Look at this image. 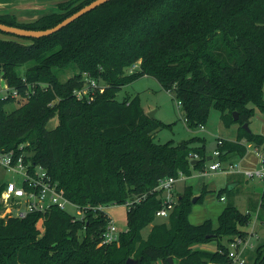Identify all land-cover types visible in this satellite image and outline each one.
Wrapping results in <instances>:
<instances>
[{
    "label": "trees",
    "instance_id": "obj_1",
    "mask_svg": "<svg viewBox=\"0 0 264 264\" xmlns=\"http://www.w3.org/2000/svg\"><path fill=\"white\" fill-rule=\"evenodd\" d=\"M93 1L60 3L56 13L30 23L0 14V23L47 30ZM24 40L0 39V78L23 101L8 111L17 99L0 97V149L43 166L85 212L83 219L56 207L23 219L0 217V264H169V258L230 264V244L246 240L251 211L231 203L217 226L210 219L194 225V187L187 186L169 224H157L163 194L149 193L166 177L204 171L206 140L157 143L156 134L171 125L150 118L139 95L122 102L114 95L152 76L181 103L189 128L206 126L212 109L226 128L239 126L236 142L218 141L221 162L244 157L248 144L264 149L263 135L243 129L257 111L264 113V0H111L50 36ZM68 70L72 75L62 80ZM89 79L105 82L104 91L79 99L75 92ZM55 117L57 126L47 129ZM196 142L202 145L193 148ZM146 193L127 211L118 242L102 244L110 219L98 207ZM258 212L264 222V191ZM248 264H264V244Z\"/></svg>",
    "mask_w": 264,
    "mask_h": 264
},
{
    "label": "rangeland",
    "instance_id": "obj_2",
    "mask_svg": "<svg viewBox=\"0 0 264 264\" xmlns=\"http://www.w3.org/2000/svg\"><path fill=\"white\" fill-rule=\"evenodd\" d=\"M0 39H14L27 43L24 38L2 31H0ZM72 73V70L66 71L65 74H62V80H65L71 76ZM127 73L129 72L127 71ZM97 82H99L101 86L105 84L103 81L97 80ZM136 95H139L141 106L147 115L149 112L155 111L156 119L160 120L164 124L171 125V128L163 129L156 134L155 141L157 143L173 141L175 144H179L194 137L204 138L206 140V155L211 157L213 156V153L219 148L218 139L232 138V128L229 129L224 126L221 119V113L216 109L211 110L208 122L204 128H189L185 121L183 110L178 104V101L174 98V94L164 90L159 82L152 76H143L133 83L122 87L120 91L115 93L114 99L122 102L124 100H130ZM2 96L3 93H0V97ZM16 99V102L9 104L6 107L8 111L16 109L20 104L23 103V101H21L19 98ZM57 124L58 118L55 117L50 120L47 125V129H54ZM251 129L253 130V133L256 134L264 133V113L257 111L256 115L252 119ZM201 145V142H196L192 145V147L197 148ZM256 157L258 158L257 155ZM256 157L248 159L249 163L252 165L245 167L252 169L255 168L256 166L253 164H255V161L257 160ZM241 160L242 159L239 156L232 154L228 157L226 162H223V166H227L230 163L239 164L237 162H241ZM211 164L212 161L207 160L204 171L196 173L194 172V174L188 179H186L185 176L184 179L176 183V187L178 191H181L186 185L192 184L194 186L193 198H199L202 194L207 192L203 201L194 205L192 214L190 215V221L194 225H199L210 219L214 222V225L217 226L218 217L228 204H234L241 212L246 213L249 211L251 208L249 207V197L246 194L245 189L248 186H260L258 194L253 195L255 206L250 210L252 214L251 223L249 226L244 228L245 231L249 232V237L240 247L242 258L245 259L246 263L248 264L255 257L257 248L264 244V227H262L260 223V217H263V215L262 213L259 214L258 212V206L261 198L260 194L262 193L261 191L264 187V184L258 182V180L249 179V181L245 182V184H240L241 186L238 192L232 193L231 191L227 190L231 177L222 171H212L210 169ZM9 182L19 183L20 177L16 175V173L10 172L6 168L0 167V189ZM220 191L221 194L226 197L225 201L220 200V197L218 196ZM2 204L3 197L1 193V207H3ZM66 211L75 217L81 216V214H79L77 209L73 206L67 205ZM127 211L128 207L124 204L118 205L117 207L112 206L106 212L109 217L113 218L114 223L120 232L125 231L127 228ZM169 221V217L155 218V223L157 224L168 225ZM150 229L151 226L143 231L144 237L147 236ZM202 247L208 251H212V247H214V245H204ZM230 264L237 263L231 262Z\"/></svg>",
    "mask_w": 264,
    "mask_h": 264
},
{
    "label": "built area",
    "instance_id": "obj_3",
    "mask_svg": "<svg viewBox=\"0 0 264 264\" xmlns=\"http://www.w3.org/2000/svg\"><path fill=\"white\" fill-rule=\"evenodd\" d=\"M139 64L132 66L133 69H138ZM131 70V72H132ZM0 93H3L4 98L12 95L14 98H18L19 94L16 90H10L6 82L0 78ZM100 88L101 92L104 91L103 86L96 80L89 79L86 86L75 92L79 99L92 100L96 90ZM181 106V103L178 102ZM204 128V127H201ZM222 140H219V144ZM258 151V150H257ZM220 152L216 150L213 153L214 160L210 169L212 171H222L225 174H242L249 179H259L264 181V152L258 151L261 165L255 169H245L240 164H228L223 166V162L219 160ZM27 155L25 153L17 154L15 150L0 149V167L6 168L10 172L16 173L20 177V182L6 183L2 191L3 207L0 206V217L2 218H19L23 219L32 213H46L53 207L66 210L67 205L73 206L77 209L80 217L76 219H83L84 209H81L78 205L72 203L64 194L63 190L58 188V184L52 179L47 170L41 166L26 161ZM197 155H195V159ZM185 178L183 173L179 174V177H166L162 179L158 186L149 193L162 192L163 205L156 212V217H168L176 206L177 196L175 194V185L178 181ZM149 193L137 196L133 200L125 203L128 210L131 209L136 203H140L144 200ZM225 197H221L224 200ZM117 207V204L101 205L99 210L107 212L110 207ZM107 215V213H106ZM108 226L103 234L102 244H112L118 242L120 231L117 229L112 217ZM246 240L242 238H235L230 244L229 256L233 263L246 264L245 259L242 258L240 253V247Z\"/></svg>",
    "mask_w": 264,
    "mask_h": 264
},
{
    "label": "crops",
    "instance_id": "obj_4",
    "mask_svg": "<svg viewBox=\"0 0 264 264\" xmlns=\"http://www.w3.org/2000/svg\"><path fill=\"white\" fill-rule=\"evenodd\" d=\"M67 1H70V0H0V14H10V15L15 16L17 21L20 23H30V22H33V21L39 19L40 17H42L44 15L56 13L58 11V5L60 3L67 2ZM249 127L251 129V124L249 125ZM231 128H232V131H231L232 132V138H230V139H218V141L222 140L224 142H236L238 135H239V126L235 125V126H232ZM231 128H229V129H231ZM251 132H253L252 129H251ZM260 135L264 136V133L260 134ZM247 148H248L247 154L241 158L242 159L241 162H237V163H239L241 165V167H243L245 169H252V168L245 167V166H251L252 164L249 163L248 159L254 158L257 155L258 158L256 157L257 160L255 159L256 161H255V164H253V165L256 166L255 168H258L261 165L259 155H258V151L264 152V149L260 148L258 150L252 144H248ZM255 168H253V169H255ZM228 176L231 178H230V184L227 187V190L231 191L232 193L239 191L241 183L245 184V182L249 181V178H247L246 176H244L242 174H231ZM189 177H191V176H189ZM189 177L186 176V179H188ZM250 180H258V182H261L264 184V181L259 180V179H250ZM187 186H193V185L188 184L183 188V190ZM183 190L178 191V189L175 185V194L177 197L181 192H183ZM195 190H197V189H195ZM259 190H260V186L258 187L256 185L255 186L254 185L248 186L245 189L246 194L249 197V207L251 209L255 206V203L253 201V195H257ZM263 191H264V187L262 188L261 192L263 193ZM262 193L260 194L261 196H262ZM220 197H224V196L221 194ZM220 200H221V198H220ZM225 200H226V197L223 201H225ZM249 211H247L246 213H248ZM260 223H261V226L264 227V222L260 221ZM246 232L248 233V236H247V238H248L249 232L248 231H246ZM215 249H216L215 246L212 247V251H215Z\"/></svg>",
    "mask_w": 264,
    "mask_h": 264
},
{
    "label": "water",
    "instance_id": "obj_5",
    "mask_svg": "<svg viewBox=\"0 0 264 264\" xmlns=\"http://www.w3.org/2000/svg\"><path fill=\"white\" fill-rule=\"evenodd\" d=\"M111 0H94L93 2H91L90 4L84 6L83 8H81L79 11H77L76 13L72 14L71 16L67 17L66 19H64L61 23H59L58 25H56L53 28L47 29V30H31V29H24V28H19V27H14V26H9L6 24H2L0 23V31L5 32V33H9V34H13L16 35L18 37L21 38H26V39H40L46 36H50L58 31H60L61 29H63L64 27L68 26L69 24H71L72 22H74L75 20H77L78 18L82 17L83 15H85L86 13L96 9L97 7L109 2ZM234 119L238 120L239 116L236 112H234ZM148 116L152 119H155V111L149 112ZM243 129H245L247 132H251V129L249 127V124H244L243 125ZM215 157L211 156L208 157L207 160H214ZM198 197L193 198L192 202L194 204H196ZM169 264H175L173 258H169L168 259ZM128 264H138V262L134 259H129L127 261Z\"/></svg>",
    "mask_w": 264,
    "mask_h": 264
}]
</instances>
